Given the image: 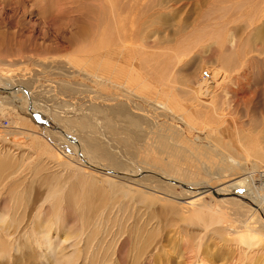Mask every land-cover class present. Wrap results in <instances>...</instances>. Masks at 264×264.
Masks as SVG:
<instances>
[{
  "label": "rangeland",
  "instance_id": "obj_1",
  "mask_svg": "<svg viewBox=\"0 0 264 264\" xmlns=\"http://www.w3.org/2000/svg\"><path fill=\"white\" fill-rule=\"evenodd\" d=\"M263 1L85 0L92 11L87 17L85 11L71 13L61 0H0V159L6 164L0 174V249H6L0 250V264H53L58 256H77L73 264H264V240L248 250L218 236L219 231L233 238L237 230L243 232L244 223L263 237L264 209L243 190L218 193L222 188L217 187L201 200L198 195L214 186L212 171L227 160L231 143L239 146L241 139L261 148ZM120 36L134 46V53L120 45ZM233 39L241 43L231 46ZM177 52L186 54L177 56ZM51 57L64 58L81 72L69 73L62 64L51 63ZM175 59L182 64L166 85L161 80L163 66ZM155 66L159 73L152 72ZM179 69L183 72L178 73ZM215 72L223 83L216 86L212 105L216 114L208 128L202 110L197 115L186 105L188 96L208 89L204 80ZM7 84L20 90L18 94L28 101L25 106L12 104ZM15 92L11 91L13 96ZM180 116L189 128L179 121ZM133 117L146 121L153 131L165 128L167 134L153 141L141 138L146 129L133 126ZM86 121L96 131L79 127ZM204 121L207 126L202 125ZM175 127L186 132L171 141L169 131ZM31 131L37 138L25 137ZM95 141L108 153L91 151L89 146ZM46 179L75 184L87 179L95 190L98 213L78 248L68 244L75 240L63 243L60 233L55 240L59 252L53 257L41 245L39 235L45 222L49 223L42 183ZM256 184L260 187L259 181ZM123 188L131 191L129 197L116 191ZM144 193L156 198L151 205L147 201L148 207H139ZM192 196L196 202L189 208L184 203ZM166 200L171 202L169 209L174 206L180 214L178 218L168 212ZM206 207L207 212L201 211ZM214 212L228 221L224 227L217 225ZM199 216L204 223L201 228L180 224V219L191 221ZM212 219L216 226L209 225ZM56 233L52 231L53 238Z\"/></svg>",
  "mask_w": 264,
  "mask_h": 264
},
{
  "label": "bare ground",
  "instance_id": "obj_2",
  "mask_svg": "<svg viewBox=\"0 0 264 264\" xmlns=\"http://www.w3.org/2000/svg\"><path fill=\"white\" fill-rule=\"evenodd\" d=\"M61 1H64V5L63 6H70V7H67L69 8L68 10L71 11V13H74L76 12V14H78L79 12L80 13H86L87 17L92 15L91 14V7H89L86 3H85V0H82L80 2V0H61ZM60 5L62 4L61 2H59ZM264 3V1L262 2ZM56 5V4H54ZM62 6V7H63ZM76 6H78L77 8H75ZM264 6V5H263ZM264 9V7H262ZM65 9V7H64ZM93 10V9H92ZM78 12V13H77ZM113 14V13H112ZM86 15L84 14H81V17H85L86 18ZM264 18V17H262ZM79 19V18H78ZM114 19V18H113ZM157 20V19H156ZM159 20V19H158ZM161 20V19H160ZM175 21V20H174ZM118 27V26H117ZM117 29V28H116ZM262 29V28H261ZM254 30V29H253ZM264 31V29H263ZM205 32V31H204ZM234 32V31H232ZM260 32V31H259ZM201 34V32H200ZM215 34V33H214ZM212 34V36L214 35ZM234 36L235 34L232 33ZM238 34V33H237ZM262 34V33H261ZM125 36V39L127 38L126 34H123ZM178 35V34H177ZM208 36V35H207ZM256 36V35H255ZM220 37V36H219ZM240 37V36H239ZM238 37V38H239ZM232 38V37H231ZM234 38V37H233ZM113 39V38H112ZM199 39V38H198ZM212 39V38H211ZM219 39V38H218ZM242 39V38H240ZM256 39V38H255ZM262 39V38H260ZM119 40L122 42L120 45H122V47L125 49V50H131V52H135V49H134V46L131 44H129L128 42L124 41L122 39V37L120 36ZM197 40V39H196ZM254 40V39H253ZM259 40V39H258ZM257 40V41H258ZM192 41V40H191ZM232 43L229 41L228 44H230L231 46L234 45V47H236V43H239L240 41L235 39L231 40ZM239 41V42H237ZM264 40H262L263 42ZM102 42V41H101ZM113 42H116L113 41ZM225 42V41H224ZM260 42V44L262 43ZM192 43V42H191ZM221 43V42H220ZM241 43V42H240ZM254 43V42H253ZM199 44V43H198ZM147 44H145V47H146ZM255 45V44H254ZM258 45V43H257ZM118 45L117 44H114V47H117ZM251 46V44H250ZM262 46V45H261ZM264 46V45H263ZM201 47V46H200ZM194 49V46L192 47ZM190 47V49H192ZM199 48V47H198ZM204 48V46H203ZM188 49V47H187ZM195 49H197L195 47ZM194 49V50H195ZM247 49V48H246ZM258 49V48H257ZM147 50V49H146ZM184 50L182 47H179V51H182ZM200 50V49H199ZM190 51V50H189ZM196 51V50H195ZM263 51V50H262ZM257 52V51H256ZM259 52V50H258ZM251 53V52H250ZM183 54H186L185 52L179 54L177 52V56H181ZM245 54V53H244ZM216 55V54H215ZM233 55V54H232ZM231 57V56H230ZM244 58V57H243ZM213 58H211L212 60ZM13 60H18V59H13ZM214 60V59H213ZM232 60V58L230 59ZM230 60H229V63H230ZM12 61V60H10ZM9 61V62H10ZM49 61L52 63H60L63 65L64 69L66 70H69V73H73V70H74V73L75 72H81L79 70H77L75 67L71 66L70 63H68L64 58H61V57H58V58H49ZM244 61V60H243ZM232 62V61H231ZM245 62V61H244ZM242 62V63H244ZM11 63V62H10ZM34 63L35 64H38L36 62V60H34ZM239 63V62H238ZM246 63V62H245ZM244 63V65H245ZM43 64V63H41ZM41 64H39V66H41ZM182 63H179L177 61V59H175L174 61H171L169 62L168 64H164L163 68H164V73L162 74L163 77H161V80H164L166 81V85H170L171 83V80L170 78L172 77V74L174 72H176V69L178 67H180ZM241 67V64H239ZM159 68V65H157ZM184 66V65H183ZM182 66V67H183ZM227 66V65H226ZM243 66V65H242ZM215 67V66H214ZM224 67V66H223ZM232 67V66H231ZM256 67V66H255ZM62 68V67H61ZM156 68V66L152 69V72H156V73H159L158 69ZM238 68V67H236ZM245 68V67H244ZM208 69H213V68H208ZM233 69V68H232ZM240 69V68H239ZM182 71V69H179L178 73H180ZM233 71V70H232ZM237 71V70H236ZM258 71V70H257ZM183 72V71H182ZM209 72H211V70H209ZM230 72V71H229ZM256 72V71H255ZM150 73V72H149ZM87 74V73H85ZM261 74V73H260ZM259 76V74H258ZM257 76V78H258ZM223 77V76H222ZM254 77V76H253ZM261 77V76H260ZM220 74L218 72H215V73H212L208 79L204 80V86L207 87L208 89L203 91V92H199V91H196V93H194V95H190V97L188 96L189 98V101L190 103L188 105H186L188 107V110H192L194 112V114H196L197 112V115L198 113L200 112V110H202V112L204 113V119L207 120V123L210 125V121L209 119L211 117H214V113L215 110L214 108L212 107V105H214L215 101L214 100V92L216 90V86L218 84L221 85V83H223V79L221 78ZM227 78V77H226ZM256 78V76L254 77ZM264 78V77H263ZM227 80V79H226ZM8 81V80H7ZM263 81V80H262ZM7 86H9L7 88V90H16V92L14 94H16L15 96L12 95L11 91L8 92L7 94L11 96L12 98V104H15V106H17V104H20V108H22V106L24 105L23 103L25 102H28L25 98H22L21 95L22 94H18L19 93V89H16L15 87H13V85L11 84H7ZM182 86V85H181ZM187 85H183L182 87H184ZM237 86V85H236ZM194 88V82L191 81V83L189 84V88L190 89H193ZM188 88V87H187ZM241 88V87H240ZM263 90V88H262ZM225 93V96H228V92H224ZM18 94V95H17ZM7 96V95H6ZM169 97V96H168ZM10 99V98H9ZM7 100V99H6ZM11 100V99H10ZM220 102L223 101L222 98H219ZM31 101V100H30ZM182 102V101H181ZM2 104H5V101L2 103ZM8 104V102H7ZM184 104V103H183ZM164 105V104H163ZM162 106H160V108H164ZM223 105H226L225 103H223ZM25 106V105H24ZM158 106V105H157ZM166 106V105H165ZM138 109V108H137ZM136 109V111H137ZM167 111V113H171V109L170 108H165ZM220 109V108H219ZM90 110V109H89ZM162 110V109H160ZM141 111V110H140ZM143 111V110H142ZM165 111V110H163ZM214 111V112H212ZM220 111V110H219ZM134 113V112H133ZM145 113V112H144ZM156 113V112H155ZM161 113V112H160ZM177 113V112H176ZM164 114V113H163ZM134 115H136L134 113ZM170 115V114H169ZM218 115V114H217ZM142 116V115H140ZM171 116V115H170ZM138 117V116H137ZM137 117H133L132 118V125L133 126H136L138 127V129L141 130V128L145 127L144 129H146V134H144V137L141 135L140 137L141 138H146L148 141H153L155 137H158V136H163L165 133L167 134V132H165V128H162L160 130H157V131H153V128H151L150 126H148V124L145 125V122L143 119H137ZM174 117V116H173ZM181 117V116H180ZM125 118V117H124ZM161 118V117H160ZM163 118V117H162ZM220 118V117H219ZM131 119V118H130ZM173 119V118H172ZM203 119V120H204ZM202 120V119H201ZM149 121V120H148ZM164 121H166L164 119ZM180 122L184 123V127L186 128H189V124L187 123V121L184 119V117H181L179 119ZM221 121V120H220ZM168 122V121H166ZM225 122V121H224ZM172 123V122H171ZM207 123H202V125H206ZM150 124V123H149ZM158 124V122H157ZM168 126V125H167ZM172 126V125H171ZM178 126V125H177ZM207 126V125H206ZM82 129H91V130H94L96 131V127L91 123V121H89V123H87L86 121V125L84 123H80V126ZM100 127V126H99ZM103 127V126H101ZM210 126H208V128H210ZM213 127V126H212ZM168 128V127H167ZM170 128V127H169ZM100 129V128H99ZM103 130V129H102ZM101 130V131H102ZM190 130H192V128H190ZM199 130V129H198ZM197 130V131H198ZM168 131V129H167ZM201 131V130H200ZM103 132V131H102ZM105 132V131H104ZM157 132V133H156ZM169 132H171V135H170V138H171V141H174V140H177L179 139V137H182L184 136V131L183 128H179V127H175L174 129L170 130ZM208 132V131H207ZM93 134V132H92ZM95 134V135H94ZM94 137L97 135V132H94ZM11 136V135H10ZM8 136V137H10ZM27 139H34V138H37V135L31 131L30 134H28V136H25ZM164 138V137H163ZM168 138V137H167ZM169 139V138H168ZM165 140V139H164ZM102 141V140H100ZM239 142V146H236L235 144H232L229 146L230 147V150L228 149L227 150V154H225L227 156V160L223 163V165H220L219 168H215V171L213 172L212 171V176H213V179L215 180V182L213 183L214 186H209L208 190L205 191L203 194H198L200 196V200L203 198V195L204 194H210L212 193L214 190H216L217 187L219 188H222V189H218L217 192L218 193H221V192H224V191H228L230 193H233V192H238V190H243L245 191L244 194L249 197L250 199H252L253 201H255L256 203L259 204L260 207H262L264 209V139H263V142H262V145H261V148H258L256 149L255 146L253 145H250L248 143H246L245 141H241V139L238 141ZM220 143V142H219ZM89 144V143H88ZM216 144V143H215ZM221 144V143H220ZM113 145V144H112ZM228 146V145H227ZM50 147V146H49ZM91 147V148H90ZM217 147V146H216ZM89 148L91 149V151H95V152H98V153H101L102 155L104 154V151L103 152V149L102 147L96 143V141L94 143H92ZM115 148V147H114ZM222 148V147H221ZM223 149V148H222ZM227 149V148H226ZM240 150L242 151V153L240 152ZM228 151H229V154H228ZM231 152V153H230ZM108 153V152H106ZM225 153V152H224ZM219 155V154H218ZM252 159L254 161H252ZM115 160V159H114ZM114 162V161H113ZM112 161H110V163L112 165H115L117 163L114 164ZM121 164V163H120ZM6 166L4 160L0 159V174H1V171H2V168ZM108 168V167H106ZM117 168V167H116ZM212 170V169H211ZM138 173V172H137ZM104 175V174H103ZM136 176V175H135ZM258 177V178H257ZM257 178V179H256ZM69 179V178H68ZM77 179V178H76ZM92 179V178H90ZM69 181V180H68ZM67 181V182H68ZM259 181L260 182V187L259 186H256L258 184H256V182ZM92 182V180L90 181ZM221 183L220 185H217L218 183ZM42 183H44L43 186H45V189H46V196L44 198V205L46 206V208L48 209V212H47V215H48V220H49V223L48 222H45V224L43 225V227L39 230V235H40V239L42 240L41 241V245L44 246L47 251L51 252L52 254V257L54 256V254L56 252V248H57V244L55 242V240L57 239L58 235L60 233L63 234V243H66L68 241H72V240H75V242L73 241L72 244L70 242H68V244L76 249L78 248V246L80 244H82V237L85 235V232L90 224V220L92 218H94L98 213L96 212L97 210V206H94L95 204V195H94V191L93 189H91L89 187V185L87 184V179L83 180V179H79L77 184L71 182V183H59V181L57 179H46L44 181H42ZM97 183L94 182V184ZM99 184V183H98ZM134 184H136L134 182ZM100 185V184H99ZM101 185H103L101 183ZM100 185V186H101ZM110 186V183L108 184ZM108 186V188H109ZM140 186V185H138ZM142 186V185H141ZM141 186L139 187V189L141 188ZM143 187V186H142ZM98 188V186H97ZM102 188V187H101ZM110 189V188H109ZM143 189V188H142ZM146 190V189H145ZM145 190H143L145 192ZM99 191V190H98ZM101 191V189H100ZM118 192H122L121 196L127 198L129 197L131 191L130 190H127L125 188L123 189H119V190H116ZM142 191V192H143ZM148 191V190H147ZM28 192V191H27ZM104 192V191H103ZM141 192V193H142ZM99 193V192H98ZM239 193V192H238ZM237 193V194H238ZM241 193V192H240ZM97 195V194H96ZM110 195V194H109ZM119 195V194H118ZM118 195H114L115 198L118 197ZM147 195V196H146ZM218 195V194H217ZM236 195V194H235ZM241 195V194H240ZM28 196V195H27ZM98 196V195H97ZM106 196V194H105ZM162 196V195H161ZM202 196V197H201ZM238 196V195H237ZM194 196L192 197H188L186 200H185V203L184 205H187L188 207L189 206H193L195 205L194 203L196 201H194V199H192ZM156 196L155 195H152V194H145L143 196H141L140 198V201L138 203V206L139 207H148V202H149V205H151L150 203L151 202H154ZM167 198V197H166ZM239 198V196H238ZM244 198V197H243ZM25 199V197H24ZM104 199V197H103ZM112 199V197H111ZM110 199V200H111ZM199 199V198H198ZM27 200V199H26ZM99 200H100V197H99ZM173 200V199H171ZM98 201V200H97ZM148 201V202H147ZM198 201V200H197ZM112 202V201H111ZM167 202V205L168 208V212L170 214H176V212L173 210V207H172V210L169 209L170 205H171V202L169 200H166L165 203ZM201 203V201H199ZM235 202V201H234ZM18 203V202H17ZM122 203V202H121ZM182 203V202H181ZM237 203V202H235ZM31 204V203H30ZM105 204V203H104ZM134 204V203H133ZM132 204V205H133ZM203 205V203H201ZM23 205V204H22ZM165 205V204H164ZM110 206V205H108ZM120 206V205H119ZM125 207L124 204H121V207ZM137 206V207H138ZM153 206V205H152ZM238 206V205H237ZM131 207V206H130ZM96 208V210H94ZM109 207H107V210ZM118 208V206H117ZM190 208V207H189ZM198 208V207H197ZM42 209V207H41ZM150 209V208H148ZM262 209V210H263ZM105 210V211H107ZM130 210V209H129ZM153 210V209H152ZM208 211L209 208L207 209L206 208H202L201 211ZM116 211V210H115ZM114 211V212H115ZM198 211V210H197ZM206 211V212H207ZM21 212H22V208H21ZM104 212V211H103ZM119 212V210H118ZM124 212L125 214L128 212L127 209H124ZM134 212V210H133ZM149 212V211H148ZM151 212V211H150ZM165 212V211H164ZM182 212V211H181ZM211 212V211H210ZM20 213V212H19ZM102 213V212H101ZM100 213V214H101ZM121 213V212H120ZM167 213V212H166ZM167 213V214H169ZM194 213V211H193ZM221 213V212H220ZM115 214V213H114ZM113 214V215H114ZM142 214V213H141ZM214 214L217 215V218H216V223L217 225L221 226V225H225L228 223V221H226L225 217L222 215H219L217 214L216 212H214ZM239 213H237V216H238ZM112 215V216H113ZM182 215V214H181ZM200 215V214H199ZM236 215V214H235ZM240 215V214H239ZM127 216V214H126ZM173 216V215H172ZM179 215H177V218H178ZM3 216H0V223L1 221L3 220L2 218ZM182 217V216H181ZM202 217V216H201ZM200 216L195 219V220H191V221H184L183 219L181 220L180 219V224L182 226H187V227H190V228H201L203 226V218H201ZM227 217V216H226ZM112 218V217H111ZM110 218V219H111ZM120 218V217H119ZM129 218V217H128ZM134 218V216H133ZM132 218V219H133ZM147 218V217H146ZM180 218V217H179ZM113 219V218H112ZM127 219V218H126ZM126 219L124 221H126ZM130 219V220H132ZM13 220V219H12ZM228 220V219H227ZM14 221V220H13ZM112 221V220H111ZM118 221V219H117ZM5 222V221H4ZM114 222V221H113ZM172 222V221H170ZM215 221L212 219L210 221V224L209 225H213ZM227 222V223H226ZM11 223V221H10ZM112 222H110L111 224ZM216 223L215 226H216ZM106 224V223H105ZM232 224V222L230 223ZM229 224V225H230ZM241 224V223H240ZM239 224V225H240ZM11 225V224H10ZM8 225V226H10ZM121 225V224H120ZM123 225V224H122ZM129 225V224H128ZM223 225V227H224ZM105 226V225H104ZM228 226V225H226ZM1 227V226H0ZM262 227V226H261ZM126 228V227H125ZM130 228V227H129ZM133 227H131L132 229ZM185 228V227H184ZM219 228L218 226L216 227V229ZM229 228V226L227 227ZM241 228H244L243 229V232H239V230H237L235 233L237 234V236H234L233 238H229L227 236H222L221 234H224V233H221L218 231V236L225 240L227 243H232V244H238L239 246L243 247L244 249H248L249 248L251 249V247L253 248H257L256 245H259L260 243H262V241L264 239H262V235L261 233H259L256 229H252V228H249L247 226V224H242L241 225ZM105 229V227H104ZM103 229V230H104ZM194 229V230H196ZM214 229V226L213 228ZM120 230V229H119ZM149 230V229H148ZM147 230V231H148ZM180 230V229H179ZM185 230V229H184ZM220 230H221V227H220ZM226 230V229H225ZM52 231H56V237L53 238L52 236ZM117 231V230H116ZM150 231V230H149ZM183 231V230H182ZM224 231V229H223ZM222 231V232H223ZM230 231V229L228 230ZM235 231V230H234ZM242 231V230H240ZM126 232H128V230H126ZM140 232V231H139ZM208 232V231H207ZM217 232V231H216ZM215 232V233H216ZM261 232V231H260ZM228 233V232H227ZM139 235V234H138ZM137 235V236H138ZM149 235V234H148ZM38 236V235H37ZM121 236V235H119ZM216 236V235H215ZM229 236V234H228ZM132 237V236H131ZM147 237L144 236V239ZM262 237V238H261ZM81 238V239H80ZM142 238V237H141ZM39 239V238H37ZM78 239H80L81 241H77ZM119 239V237H118ZM116 239V241L118 240ZM128 239V238H127ZM138 239V238H137ZM54 240V241H52ZM93 240V239H92ZM124 240V239H123ZM220 241V239H218ZM222 240V241H223ZM40 242V241H38ZM98 242V241H97ZM107 242V241H106ZM136 242H138L136 240ZM141 242V241H140ZM144 242V241H143ZM95 244H97L95 242ZM120 244V243H119ZM4 245V244H3ZM2 245V246H3ZM39 245V244H38ZM64 245V244H63ZM67 245V244H66ZM102 245V244H101ZM106 245V244H105ZM137 245V244H136ZM143 245V244H142ZM226 245V244H225ZM262 245V244H260ZM82 246V245H81ZM87 247H89V245H86ZM141 246V245H140ZM229 246V245H228ZM44 247H42L44 249ZM59 247V246H58ZM92 247H95V246H92ZM91 247V248H92ZM106 247V246H105ZM6 248V247H5ZM71 248V249H72ZM115 248V247H113ZM141 248V247H140ZM3 249V248H2ZM0 249V250H2ZM62 249V248H61ZM80 249V248H79ZM118 249V248H117ZM137 249V247H136ZM3 250H6V249H3ZM58 251V250H57ZM79 251V250H78ZM81 251V250H80ZM140 251V249H139ZM59 252V251H58ZM98 252V251H97ZM137 252V251H136ZM5 252H3L4 254ZM64 253V252H63ZM117 253V252H116ZM148 253V251H147ZM8 254V253H7ZM101 254V253H100ZM135 254V252H134ZM61 255V254H60ZM1 256V255H0ZM3 256V255H2ZM102 256V255H101ZM110 255H108L107 257H109ZM212 256V255H211ZM210 256V257H211ZM51 257V258H52ZM113 256H111L110 258H112ZM109 258V259H110ZM101 259V257H100ZM108 260V258H106ZM105 259V260H106ZM114 259V258H113ZM201 259V258H200ZM222 259V258H221ZM77 256L75 257H62V256H58L57 258L54 257V262L53 264H73V263H77ZM111 260V259H110ZM105 262V261H104ZM113 262V261H112ZM111 262V263H112ZM202 262V261H201ZM94 263V262H93ZM106 263V262H105ZM115 263V261H114ZM11 264V263H10ZM113 264V263H112Z\"/></svg>",
  "mask_w": 264,
  "mask_h": 264
},
{
  "label": "built area",
  "instance_id": "obj_3",
  "mask_svg": "<svg viewBox=\"0 0 264 264\" xmlns=\"http://www.w3.org/2000/svg\"><path fill=\"white\" fill-rule=\"evenodd\" d=\"M5 122V126H8L9 124V121L7 120V121H4Z\"/></svg>",
  "mask_w": 264,
  "mask_h": 264
}]
</instances>
